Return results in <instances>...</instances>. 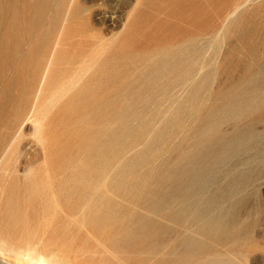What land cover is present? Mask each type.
I'll use <instances>...</instances> for the list:
<instances>
[{
	"label": "rangeland",
	"instance_id": "obj_1",
	"mask_svg": "<svg viewBox=\"0 0 264 264\" xmlns=\"http://www.w3.org/2000/svg\"><path fill=\"white\" fill-rule=\"evenodd\" d=\"M193 173L222 236L169 217ZM45 233L122 264H264V0H0V237Z\"/></svg>",
	"mask_w": 264,
	"mask_h": 264
},
{
	"label": "bare ground",
	"instance_id": "obj_2",
	"mask_svg": "<svg viewBox=\"0 0 264 264\" xmlns=\"http://www.w3.org/2000/svg\"><path fill=\"white\" fill-rule=\"evenodd\" d=\"M244 4H245V2L242 4L239 3V4L235 5L233 10L230 11L228 14H226L227 15L226 19H223L221 16L223 21L225 20L222 23L223 28L228 26V23L236 15H238V13L242 10ZM221 33L223 34L222 31H221ZM58 44H59V42H57L56 46H60ZM100 54H101L100 52H97V54H94L92 57L84 60L81 63V66L68 78V81L66 82V84L64 86H62L56 92L55 96L57 98L59 96H63V95L66 96V94L70 93L74 88L78 87V85H80L86 79V77H88L91 70L95 67V65L98 62V56ZM53 55H55V50L53 51ZM52 62H53V58L51 60H49V63L46 67V70L43 74V77L41 80L42 84L40 87L41 89L44 87L46 80L48 78V75L51 71ZM187 78H188V81H187L188 83H192V82L195 83V81L197 79V74L190 73ZM41 89H40V91H41ZM36 100H37V98H36ZM58 100H59V98H58ZM53 103H54V107H55V102L51 101V105ZM47 110L43 109V108L36 109V107H35V108H33L32 113L29 117V121L34 123L35 136L37 137V139L40 143L39 144L40 145L39 150H40V153L44 155V158H46V156H47V148H48L47 147V143H48L47 136L44 133ZM15 137H16V135H15ZM19 137H20V133L17 135L16 139H20ZM7 153H8V151H7ZM7 153L5 155H3V159L7 155ZM10 154H11V150H10ZM1 160H2V158H1ZM6 171H5V173H6ZM2 172H3V169H2ZM24 172H25V175L27 176V179H29V177L35 178L39 171L37 172L34 165L32 164V165H29L25 169ZM199 174H201L200 176H202V175H204V172L200 171ZM195 176L196 175H194V173H193V175H190L189 180L187 181V184L185 185V187L176 189L174 194H172L173 195V197H172L173 203L176 206H173L169 210V217L176 219V220L183 218V217H188V218H190L189 219L190 221L195 223V225L198 227L199 231H201V232L210 231V232H214L216 234V237L222 236L227 232L226 226H227V224H229L228 218L230 216V211H227V210H224L223 208H221L220 209L221 211H219L218 213L211 212L213 206L215 207V206L219 205V202L215 199V197L209 198L206 201L203 208L199 209L198 207H195L196 203L199 204L203 200V196H204L203 189H204L205 185L207 184V182L211 180V179L210 180L208 179V181H207V178L202 179L200 177V179H199V177L195 178ZM31 179H30V181H31ZM46 223H48V222H46ZM18 226L20 227V225H18ZM6 227H7V225H6ZM39 227H37V228H39ZM18 229L19 228H17V230ZM19 230H21V229H19ZM21 231H19V232H21ZM21 234H23V233H21ZM35 234L37 235V233H35ZM2 237H0V264H112L113 261H118V262H120V264H122L121 260L114 257V255L109 257L110 260H106V258H105L106 257V254H105L106 251L105 250L99 256H97L98 255L97 250L99 248H101L102 246L99 244L97 246V249L94 250L93 249L94 247L91 249L90 246H88L87 242L83 241V240H70V241L61 240V239L59 240L57 238L46 236V233L44 234V237H41L40 235H38V237H40V239H38L37 241H32L29 238L27 240L26 239H23V240L20 239L19 241L15 242L14 240L11 241L12 239L9 240V238L6 239L5 237L4 238H2ZM33 239L35 240V238H33ZM93 244H95V243H92V245Z\"/></svg>",
	"mask_w": 264,
	"mask_h": 264
}]
</instances>
